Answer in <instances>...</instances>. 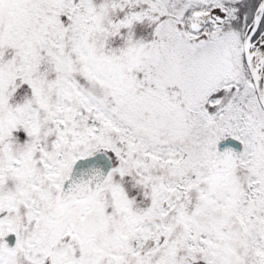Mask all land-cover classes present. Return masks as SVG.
Returning <instances> with one entry per match:
<instances>
[{
  "label": "snow or ice",
  "instance_id": "obj_1",
  "mask_svg": "<svg viewBox=\"0 0 264 264\" xmlns=\"http://www.w3.org/2000/svg\"><path fill=\"white\" fill-rule=\"evenodd\" d=\"M0 264H264V0H0Z\"/></svg>",
  "mask_w": 264,
  "mask_h": 264
}]
</instances>
